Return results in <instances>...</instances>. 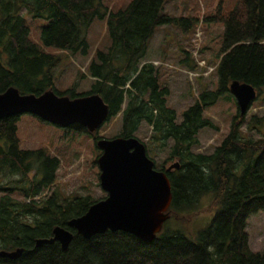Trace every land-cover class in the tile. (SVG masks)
<instances>
[{
  "label": "trees",
  "instance_id": "obj_1",
  "mask_svg": "<svg viewBox=\"0 0 264 264\" xmlns=\"http://www.w3.org/2000/svg\"><path fill=\"white\" fill-rule=\"evenodd\" d=\"M163 3L132 0L113 12L101 0H0V93L14 87L20 94L47 90L70 98L98 94L109 107L107 121L120 115L117 137L136 138L146 124L151 131L148 142L168 151L165 163H178V169L166 171L172 195L169 218L172 213L195 211L202 197L212 195L217 212L211 224L193 239L160 233L144 242L121 231L83 238L67 224L98 200L62 197L56 191L44 196L55 185L59 159L43 148L20 147L18 117L4 118L0 120V251L22 253L15 260L0 258V264H264V252L250 250L246 233L247 219L264 211V139L241 137L244 117L238 111L228 135L211 154L194 152L200 130L216 129L204 109L229 93L232 81L262 94L264 0H238L231 12L214 18L224 25L217 87L199 93L182 112L179 124L167 104L169 89L160 84L158 68L146 63L155 29L182 21L163 16ZM22 11L31 20L47 21L40 31L45 47L82 55L88 54L89 27L96 19L105 20L109 46L96 51L87 67L90 91L67 95L55 90L51 71L60 60L32 41ZM71 129L93 138L99 151V137L80 125ZM160 166L156 170L165 172L164 164ZM58 226L74 235L67 250L57 242L36 247L37 240L51 238Z\"/></svg>",
  "mask_w": 264,
  "mask_h": 264
},
{
  "label": "rangeland",
  "instance_id": "obj_2",
  "mask_svg": "<svg viewBox=\"0 0 264 264\" xmlns=\"http://www.w3.org/2000/svg\"><path fill=\"white\" fill-rule=\"evenodd\" d=\"M132 0H101L104 7L113 12L124 8ZM238 4V0H164L161 14L181 19L176 24L158 26L147 44L146 63L158 68L160 84L169 89L167 104L176 113V123L182 120V112L195 102L199 93L216 90L218 83L217 66L223 44L224 25L214 19L226 15ZM30 29V37L43 51L55 54L60 62L51 71L54 88L67 95L83 94L90 91L92 79L87 67L95 52L104 51L109 46L105 20L96 19L89 27L86 39L88 54L71 53L45 47L40 40V31L47 25L44 19L31 20L24 11ZM203 65H200L202 64ZM216 129L204 128L198 133L199 146L195 153L211 154L228 135L232 122L238 116L234 97L230 94L220 96L217 101L204 109ZM255 118V119H254ZM264 89L252 102L242 119L240 135L244 139H264ZM121 127L120 115L105 122L100 129L91 134L99 139L117 137ZM58 128L42 122L37 117L24 114L18 116L17 136L20 147L24 149L43 148L60 161L57 180L44 196L56 191L62 197L91 196L103 199L106 193L99 186L97 158L101 152L95 148L93 138L84 134ZM150 128L142 124L136 138L144 144L146 153L155 163L154 167L166 169L167 150H160L148 142ZM169 141V145H171ZM96 162V163H95ZM175 163V162H174ZM156 165V166H155ZM155 168V169H156ZM217 209L213 207L212 195L204 196L195 211L186 210L171 214L160 233H181L190 238L208 227ZM159 233V234H160ZM248 245L252 252H264V211L250 216L246 221Z\"/></svg>",
  "mask_w": 264,
  "mask_h": 264
},
{
  "label": "water",
  "instance_id": "obj_3",
  "mask_svg": "<svg viewBox=\"0 0 264 264\" xmlns=\"http://www.w3.org/2000/svg\"><path fill=\"white\" fill-rule=\"evenodd\" d=\"M229 93L244 117L257 97L256 89L235 80L229 85ZM24 114L63 129L80 125L94 134L109 118V107L98 94L76 98L59 96L52 90L40 95L20 94L14 87L0 93V120ZM96 147L101 152L96 160L99 186L106 196L82 216L71 219L68 228L85 239L121 231L144 242L153 241L169 218L172 195L166 171L178 169V163L165 172L156 170L144 144L135 137L99 139ZM73 236L70 230L58 226L51 238L37 240L36 247L57 242L65 251ZM21 253L0 251V258L15 260Z\"/></svg>",
  "mask_w": 264,
  "mask_h": 264
},
{
  "label": "built area",
  "instance_id": "obj_4",
  "mask_svg": "<svg viewBox=\"0 0 264 264\" xmlns=\"http://www.w3.org/2000/svg\"><path fill=\"white\" fill-rule=\"evenodd\" d=\"M200 65H203V63H202V64H200Z\"/></svg>",
  "mask_w": 264,
  "mask_h": 264
}]
</instances>
